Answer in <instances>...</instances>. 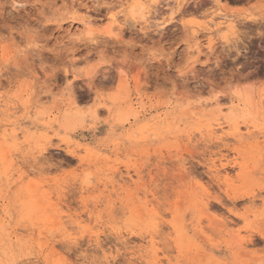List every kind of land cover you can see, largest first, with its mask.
<instances>
[{
    "label": "rangeland",
    "instance_id": "rangeland-1",
    "mask_svg": "<svg viewBox=\"0 0 264 264\" xmlns=\"http://www.w3.org/2000/svg\"><path fill=\"white\" fill-rule=\"evenodd\" d=\"M134 1L0 0V264H264V0Z\"/></svg>",
    "mask_w": 264,
    "mask_h": 264
},
{
    "label": "bare ground",
    "instance_id": "bare-ground-1",
    "mask_svg": "<svg viewBox=\"0 0 264 264\" xmlns=\"http://www.w3.org/2000/svg\"><path fill=\"white\" fill-rule=\"evenodd\" d=\"M136 1V0H135ZM134 1V3H133V5L132 6H130V10H129V13L131 14V16H133V18L134 17H140V15L142 16V11H143V9H141V7H142V5L140 4V3H142V1L141 0H137L136 2ZM141 1V2H140ZM148 2V1H147ZM114 8V7H113ZM112 8V9H113ZM110 14V16H111V13H109ZM108 14V15H109ZM113 14V13H112ZM119 15H120V13H118ZM144 14V13H143ZM115 17L117 16V15H114ZM144 16V15H143ZM142 16V18H144ZM229 16V15H228ZM227 15H225V16H221V20L217 23L218 24V26H225L224 28H228V27H230L231 25H230V23H231V20H233V19H231L230 17H228ZM118 17V16H117ZM116 17V18H117ZM111 21H110V24H108V25H106L107 27L105 28L107 31H108V33H112L113 32V30H114V28L116 27L115 25L113 26V22H115L116 20H115V18L113 17V16H111L110 18H109ZM117 20H120V19H118L117 18ZM108 22H109V20H107ZM96 22V21H95ZM99 22V21H98ZM100 22H104V19H100ZM99 22V23H100ZM107 22V23H108ZM120 22V21H119ZM147 22V21H146ZM89 23V24H88ZM93 23L91 20L90 21H88L87 22V26H96V27H98V25L101 27V25H102V23ZM165 23H167V22H163L161 25H163L162 26V28H164V25H167V24H169V23H167V24H165ZM233 23V22H232ZM118 24V23H117ZM234 24V23H233ZM232 24V25H233ZM120 25V24H119ZM235 25V24H234ZM233 25V26H234ZM89 26V30H92L93 31V29H91L92 27H90ZM217 26V25H216ZM232 26V27H233ZM117 28H118V26H117ZM218 28H220V27H218ZM120 29V28H119ZM223 29V28H222ZM222 29H219L220 30V32L222 33V32H224ZM230 29V28H229ZM115 30H116V28H115ZM219 30H218V32H219ZM222 30V31H221ZM225 30V29H224ZM217 32V33H218ZM227 33V32H226ZM222 36H223V38L225 37L226 38V35H224L223 33H222Z\"/></svg>",
    "mask_w": 264,
    "mask_h": 264
}]
</instances>
